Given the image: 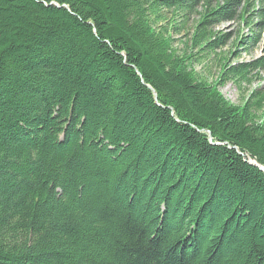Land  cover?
I'll return each instance as SVG.
<instances>
[{
  "label": "trees",
  "instance_id": "16d2710c",
  "mask_svg": "<svg viewBox=\"0 0 264 264\" xmlns=\"http://www.w3.org/2000/svg\"><path fill=\"white\" fill-rule=\"evenodd\" d=\"M263 34L264 0H0V264H264Z\"/></svg>",
  "mask_w": 264,
  "mask_h": 264
},
{
  "label": "rangeland",
  "instance_id": "374dc122",
  "mask_svg": "<svg viewBox=\"0 0 264 264\" xmlns=\"http://www.w3.org/2000/svg\"><path fill=\"white\" fill-rule=\"evenodd\" d=\"M198 16L197 14H193L190 16L187 25H186V29L184 31H182L181 33L175 34L173 33V37H170L174 42L172 43V47L174 48V52L175 49H181L182 47V41L184 40V37L186 33H188V35L192 32V25L194 23V20L197 19ZM237 29V25L234 22H230V23H222L220 25H218L215 30L216 31H222V33L224 34H229L228 36V42L226 44L225 47H223V51H228V50H233V43L232 41L235 39V32ZM245 31V30H244ZM189 37V36H188ZM263 39H264V34H263ZM264 46V41L262 40L261 43L259 44V46L257 47V49L255 51H253L251 54L249 55H245L242 54L240 61L242 60H249L251 58H255L260 56L261 54H263L262 52V48ZM172 48V49H173ZM177 54L179 55V51L177 52ZM193 70L195 72H197L198 76L200 78H205L207 80V82L212 81L214 79H216L217 76V67L213 64H206L203 62L200 63H195ZM263 80H261V84H264V73H261ZM259 82H257V80H255V82L253 83V88L257 87L259 84ZM252 87V86H251ZM219 92L222 94V96L230 103L238 105L241 103L240 101V92L238 91V89L236 88V86L231 83V82H227L225 83L223 86H219Z\"/></svg>",
  "mask_w": 264,
  "mask_h": 264
},
{
  "label": "water",
  "instance_id": "95a60500",
  "mask_svg": "<svg viewBox=\"0 0 264 264\" xmlns=\"http://www.w3.org/2000/svg\"><path fill=\"white\" fill-rule=\"evenodd\" d=\"M262 170H264V168L261 167Z\"/></svg>",
  "mask_w": 264,
  "mask_h": 264
}]
</instances>
